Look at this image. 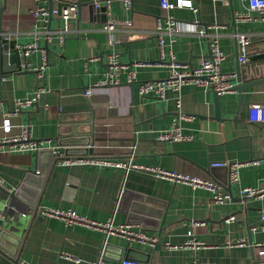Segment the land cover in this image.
Here are the masks:
<instances>
[{"label": "crops", "instance_id": "crops-1", "mask_svg": "<svg viewBox=\"0 0 264 264\" xmlns=\"http://www.w3.org/2000/svg\"><path fill=\"white\" fill-rule=\"evenodd\" d=\"M77 1L0 0L3 44L14 50L34 42L40 46L25 59L16 50L19 72L1 81L0 137L2 121L15 101L37 95L32 106L10 116L8 136L20 135L21 127L27 126L33 140H49L46 147L58 146L67 156L99 155L97 147L92 151L87 147L93 140L94 122L107 121L111 125L109 137L97 135L96 144L111 142L120 146L106 150L105 156L126 160L131 154L132 162L139 166L218 182L230 199L216 204L207 190L156 178L141 170L64 167L55 162L49 165L46 155L4 151L0 153V185L12 190L26 173L38 171L27 177L24 189L30 197L35 194L39 209L36 215H27L22 208L16 230L0 213V226L7 227L18 239L0 251V264H15L13 260L18 264H93L97 260L104 249L103 231L67 225L61 219L42 216L41 209L73 211L100 223L111 220L113 225H130L156 238L152 245L110 235L105 248L109 262L132 259L140 264H251L252 250L256 254V245L264 247V196L245 199L240 191L264 184V123L248 120V107L264 103V19L251 11L245 0H186L192 2L193 9L168 11L160 7V0H129V8L122 0H79L85 4L69 23L61 42L57 31L64 23L56 16L48 19V9ZM90 2L105 8V21L101 12L91 16L86 5ZM38 6L46 9L45 19L37 20L30 14ZM239 15L247 18L241 20ZM166 16L175 21L178 33L174 41L163 33L160 45L156 25L159 21L163 29ZM111 20L131 21V27L105 33L103 27ZM193 27H211L208 32L218 36L224 73L235 75L238 66H259V74H253L259 82L241 93L231 90L218 99L196 84L184 85L178 93L167 90L162 100L140 96V82L167 77L170 53L180 69L196 68L206 59L209 41L194 33ZM235 34L250 38L245 63L238 61ZM42 50L47 58L44 66ZM110 53L118 55L126 71L134 72V82L127 83L123 73L118 85L102 89L95 86L107 70ZM24 61L30 70L22 68ZM89 89L93 93L87 99L83 92ZM177 98L180 110L189 116L179 121L181 131L192 139L156 141V133L169 129L176 118ZM212 162L242 163L237 182L229 184V170L211 168ZM145 199L159 204L157 208L163 206L160 219L150 215L152 211L145 205L151 204ZM231 216L234 220L228 221ZM191 239L203 245L186 247Z\"/></svg>", "mask_w": 264, "mask_h": 264}, {"label": "built area", "instance_id": "built-area-1", "mask_svg": "<svg viewBox=\"0 0 264 264\" xmlns=\"http://www.w3.org/2000/svg\"><path fill=\"white\" fill-rule=\"evenodd\" d=\"M36 2H40L41 0H35ZM124 5L129 8L130 3L129 0H122ZM248 8L251 11H254L259 14V16L264 19V0H245ZM98 6V3H95ZM160 7L164 11H168L173 8H190L193 9V5L191 1L186 0H177L175 3H170L168 0H160ZM30 14L34 19H40L47 16V11L43 7H36L31 9ZM79 10L76 3L71 2L60 9H53L51 11L52 16L59 17L63 23L64 27L59 29L57 32L60 34V41H64L65 34L68 32L69 23L75 20L78 17ZM241 20L246 19L245 15L238 16ZM131 27V21H121V20H111L106 23L103 27V31L105 33H111L116 31L118 28H129ZM208 28L211 27H201L196 29L193 27L192 31L199 36L206 37L209 41V55L210 58L204 59L200 65L193 69H180L177 64L173 54L170 53L169 59L167 61V66L169 67V74L166 78L161 80L154 81H144L140 82L138 85V94L142 97L154 96L159 99H163L165 92L167 90H172L175 92H179L182 86L187 84H196L198 86L203 87L206 90L211 92H215L218 96L228 93L232 90L233 83L232 80L235 78V75L224 73L221 70V63L224 60V54L219 46L218 36L216 34H210L208 32ZM166 33L172 40H175V36L178 33V29L175 21L169 17H165V26L162 29L160 22H157L155 34L159 39L160 45L163 44L162 34ZM46 38H49V32L46 31ZM235 42L237 47V52L239 54L238 61L239 63H245L246 55L248 51V47L250 44V38L246 34H235ZM40 49L38 43H31L25 46L16 47V50L20 52L25 59L26 56L34 51ZM43 52V50H42ZM161 59H163V53H160ZM46 54L43 52V66L46 65ZM164 64V62H163ZM22 68L24 70H30L26 65V62L22 63ZM43 69V67H42ZM125 74V79L127 83H132L135 80V74L131 70H127L121 65L118 55L115 53H110L107 57V70L104 76L96 83V87L102 89L108 85H118L121 82V75ZM92 89L84 90V97L87 99L92 95ZM37 100V95L33 98L16 100L14 103V108L9 111L2 121L1 129L3 131V136L0 137V153L4 151H15V152H35L36 154L49 148L54 156L55 164L58 166H98V167H108L115 169H122L124 171L129 170H141L153 175L156 178L166 179L173 183H184L192 188H200L209 191L211 194V200L213 203L222 204L225 201L230 199V195L224 192L222 185L218 182L201 179L198 177H192L183 173L169 172L160 168L153 167H143L136 165L131 160V154L126 160H116L111 157L105 156V151L109 149H116L120 145L109 143L96 144L99 140V134H103L104 137H109L108 132L110 130V123L107 121H102L99 123L94 122L93 125V134L96 135L91 142V145L87 147L90 151H92L95 147H97V151H100L99 155L91 154L90 156H67L64 151H62L58 146H50L46 147L50 141H36L30 137L29 130L27 126L21 127V134L18 136H8L12 125L10 123V116L16 115L17 113L22 112L24 109L32 106ZM176 107L178 112L176 114V118H174L172 125L169 129L165 131H160L156 133L155 140L156 141H168L171 143L190 141L192 137L185 135L181 131V127L179 125V121L186 120L189 116L183 113L180 110V101L177 98ZM61 110V108H59ZM248 120L251 123L255 124H263L264 123V103H255L248 107ZM97 132V133H96ZM97 139V140H96ZM126 147L133 148V146L128 145ZM242 163H224V162H212L210 163L211 168H225L229 170V178L228 183L234 184L238 179V169L242 166ZM38 173V171H36ZM240 195L243 198H255L264 196V184L258 188H250L245 187L241 189ZM40 213L42 216L53 217L57 219H61L67 225H83L88 228L101 230L105 234L104 239V247L107 241V238L110 235L121 236L127 241H137L140 243H150L154 244L156 242V238L149 236L142 232L141 230H135L130 225H113L112 221H108L106 223H100L97 221H93L82 217L76 214L73 211H61L58 209H41ZM234 217L231 216L228 218V221H233ZM261 221H264V208L261 211ZM237 244H242L241 242ZM203 244L195 239H191L186 242V247H191L193 249L201 247ZM173 248H176L175 246ZM256 255L259 257L264 256V247L263 245H256ZM93 264H140L137 260L132 259H121L118 262H109L104 257V249H102L100 255L97 260ZM192 264H199L197 262H193Z\"/></svg>", "mask_w": 264, "mask_h": 264}, {"label": "water", "instance_id": "water-1", "mask_svg": "<svg viewBox=\"0 0 264 264\" xmlns=\"http://www.w3.org/2000/svg\"><path fill=\"white\" fill-rule=\"evenodd\" d=\"M84 4L85 3H81L79 0L76 2L79 13H80L81 6ZM86 5L88 6L91 16H93V14L96 12H101L103 15V20L105 21L106 16H105L104 7L96 6L94 2L86 3ZM48 19H51V7H49L48 9ZM1 30L2 29L0 27V31ZM238 56L239 54L237 52V58ZM206 58H210V55L208 54ZM18 63H19V58H18L17 51L14 49H10L8 45L3 44L1 36H0V84H1L2 79L8 78L9 76H11V74L19 72ZM259 71H260L259 66L257 68L255 67L241 68L238 66L236 73H235V78L232 80V82H236V84L233 85L232 90H235L241 93L244 90H247L248 88H251L252 86H254L256 83L259 82V80L254 79L253 74L258 75ZM213 93L216 97L215 99H218V95L215 92ZM88 139L90 140V137ZM60 145L66 146V144H63V143H60ZM42 155H46L48 157V160L50 161L49 165H51L52 162L54 164L55 160L53 159L52 152L50 149L48 150L44 149L37 153L38 157ZM34 173L36 172L34 171ZM34 173L33 172L26 173L21 183H19V185L12 190L5 189L4 187L0 185V213H2V215H5L9 219L7 223L10 225V228L12 230L14 229L16 230V227H17L16 221L19 218L22 208L25 210L27 215L29 213L36 215L39 209L36 200H34L35 194L33 195V197H30L28 196L27 191L25 192V189H24L25 183L27 182L26 181L27 177L33 175ZM45 175H46V172L43 175H41V178H44ZM226 190L230 192L229 184H227ZM123 196H124V192L121 195V198H120L121 200L123 199ZM145 202L154 206L153 207L151 205H145L148 208V210L152 211L150 212V215H153L156 219H160L162 216V212H163L162 211L163 206H158L157 208L155 206L159 204H154L153 202H149L148 199H145ZM145 206L143 205L142 207L145 208ZM155 208L158 212L155 211ZM10 220L12 221L10 222ZM13 240L16 242L18 239H16V237H13L11 233L8 232L7 227L0 226V251L6 250V248L12 243ZM106 245L107 243L105 244V247H104V257H105ZM11 255H13V253ZM13 262H15V264H18L17 261L13 260ZM251 264H264V256L263 257L256 256V254L252 250V263Z\"/></svg>", "mask_w": 264, "mask_h": 264}]
</instances>
